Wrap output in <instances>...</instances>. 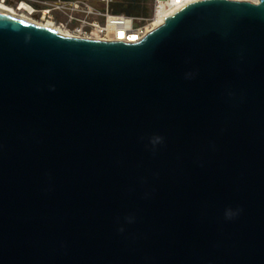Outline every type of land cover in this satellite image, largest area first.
I'll list each match as a JSON object with an SVG mask.
<instances>
[{
  "label": "water",
  "instance_id": "1",
  "mask_svg": "<svg viewBox=\"0 0 264 264\" xmlns=\"http://www.w3.org/2000/svg\"><path fill=\"white\" fill-rule=\"evenodd\" d=\"M0 264H264V0L135 43L0 13Z\"/></svg>",
  "mask_w": 264,
  "mask_h": 264
},
{
  "label": "built area",
  "instance_id": "2",
  "mask_svg": "<svg viewBox=\"0 0 264 264\" xmlns=\"http://www.w3.org/2000/svg\"><path fill=\"white\" fill-rule=\"evenodd\" d=\"M7 1L0 0L3 4ZM111 2V0H61L50 3L45 0H22L17 11L30 19L36 12L41 11V18L34 21L49 24L70 37L135 43L159 27L156 25L158 18L168 13L175 15L194 3L193 0H153V12L150 15H139L115 12L112 10ZM54 10L61 13L63 18H55ZM47 16L51 18L46 19Z\"/></svg>",
  "mask_w": 264,
  "mask_h": 264
},
{
  "label": "bare ground",
  "instance_id": "3",
  "mask_svg": "<svg viewBox=\"0 0 264 264\" xmlns=\"http://www.w3.org/2000/svg\"><path fill=\"white\" fill-rule=\"evenodd\" d=\"M193 1L197 2V1H201V0H193ZM248 1H250L252 3H259L260 0H248ZM0 13L21 19L23 21L32 23L34 25H38L40 27H43L46 30L53 31L58 35L70 37L67 34H65L64 32L60 31L58 28L52 27L49 24H40V23L30 19L29 17L25 16L24 14H21L20 12L16 11L12 7L3 4L2 2H0ZM172 16H173L172 13H168V14L161 16L160 18H158L156 25L161 26L162 24H164V21L166 19H169ZM134 39H137V37H134Z\"/></svg>",
  "mask_w": 264,
  "mask_h": 264
},
{
  "label": "flooded vegetation",
  "instance_id": "4",
  "mask_svg": "<svg viewBox=\"0 0 264 264\" xmlns=\"http://www.w3.org/2000/svg\"><path fill=\"white\" fill-rule=\"evenodd\" d=\"M22 0H8L6 3H5V5H10L11 7H13V9H15L16 11H17V9H18V6H19V4H20V2H21ZM45 1H48V2H50V3H54V2H58V1H61V0H45ZM138 1H141V0H125V2H123L122 3V6H123V8L124 9H129L128 7H126V6H129V5H133V7H130L131 8V11H132V8H134V9H137V7H139V8H146L145 6H144V4H142V3H140V2H138ZM37 7H41V6H37ZM126 7V8H125ZM134 11V10H133ZM42 14V12L41 11H38V12H36L33 16H31V19H33V20H39L40 18H41V15ZM25 15V14H24ZM53 16L55 17V18H57V19H59V18H63V15L61 14V13H59L58 11H55L54 10V12H53ZM51 17H49V16H47L46 17V19H50Z\"/></svg>",
  "mask_w": 264,
  "mask_h": 264
},
{
  "label": "rangeland",
  "instance_id": "5",
  "mask_svg": "<svg viewBox=\"0 0 264 264\" xmlns=\"http://www.w3.org/2000/svg\"><path fill=\"white\" fill-rule=\"evenodd\" d=\"M111 1H112L111 2L112 3L111 4L112 10L113 11L117 10L120 13L150 15L153 12V0H147V2L145 4L146 8H139V7H137V9L132 8V11H131L130 7H133V5L132 6L129 5L130 7L126 6L129 8L126 10L123 8L122 4H120L121 3L120 0H111ZM21 14H23V13H21Z\"/></svg>",
  "mask_w": 264,
  "mask_h": 264
},
{
  "label": "trees",
  "instance_id": "6",
  "mask_svg": "<svg viewBox=\"0 0 264 264\" xmlns=\"http://www.w3.org/2000/svg\"><path fill=\"white\" fill-rule=\"evenodd\" d=\"M120 4H122L123 2H125V0H120ZM138 2H140V3H142V4H144V6H145V4H146V2H147V0H141V1H138ZM124 4V3H123ZM115 12H118L117 10H115Z\"/></svg>",
  "mask_w": 264,
  "mask_h": 264
}]
</instances>
